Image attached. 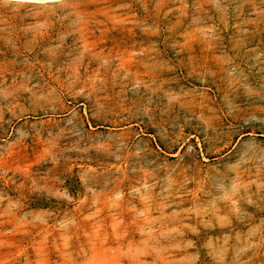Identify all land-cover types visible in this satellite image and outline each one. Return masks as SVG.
<instances>
[{
	"label": "rangeland",
	"instance_id": "1",
	"mask_svg": "<svg viewBox=\"0 0 264 264\" xmlns=\"http://www.w3.org/2000/svg\"><path fill=\"white\" fill-rule=\"evenodd\" d=\"M0 264H264V0H0Z\"/></svg>",
	"mask_w": 264,
	"mask_h": 264
}]
</instances>
